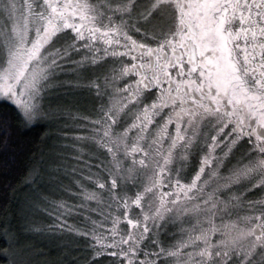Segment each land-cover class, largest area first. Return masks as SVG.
I'll return each mask as SVG.
<instances>
[{
	"label": "snow or ice",
	"instance_id": "obj_1",
	"mask_svg": "<svg viewBox=\"0 0 264 264\" xmlns=\"http://www.w3.org/2000/svg\"><path fill=\"white\" fill-rule=\"evenodd\" d=\"M0 21V97L25 127L71 117L48 100L78 86L59 77L114 58L111 79H89L99 103L59 137L110 156L89 199L106 191L119 215L88 264H264V198L246 195L264 189V0H0ZM167 227L185 238L162 245Z\"/></svg>",
	"mask_w": 264,
	"mask_h": 264
},
{
	"label": "rangeland",
	"instance_id": "obj_2",
	"mask_svg": "<svg viewBox=\"0 0 264 264\" xmlns=\"http://www.w3.org/2000/svg\"><path fill=\"white\" fill-rule=\"evenodd\" d=\"M24 2L25 0H17L18 4ZM92 54H95V49L92 50ZM86 55H88L87 52L81 51L72 59L80 60ZM113 67V59L110 56L107 58L101 56L97 65L90 66L89 73L77 72V76H87V79H77V76L72 75L59 77L60 81L71 82L73 85H78L77 87L68 90L58 88L49 96L48 100L52 105L70 109L71 117L65 112L62 118V114L57 112L55 118L37 122L45 126L51 141H49L48 149L40 152L39 162L35 166L36 173L33 181L35 184L31 185L21 205L22 212L27 213L25 219L23 218L26 221L22 228L27 235L28 243L20 252L18 239L11 238L12 245L9 244L7 252L8 257L13 260L10 264H21V261H27V264H86L92 256L88 245L93 242V235L101 237L105 244L112 243L106 235L112 228L111 218L118 216L119 212L114 210L115 206L112 205L106 191L100 199H89L91 193L98 191L97 184L103 182L100 162L107 163L110 156L103 149L93 148L91 144L84 148L80 144H74L72 140H62L59 137L62 135V128L80 126L74 123V117L88 116L93 105L99 103L94 92L88 87L89 79L94 80L96 76H99L103 83L106 76L111 79ZM69 71L72 70L69 69ZM115 99L119 101L120 97L116 96ZM0 101L11 103L2 97ZM249 188H251L250 185ZM254 190L248 192L252 194L250 196L252 200L264 198V189ZM53 201L57 204L55 208L52 206ZM109 205L112 206L109 207ZM93 210L99 213L98 216L89 215ZM78 212L83 217L75 215ZM93 221L96 222L95 230L88 237L81 236L80 231L92 229ZM122 221L123 217H121ZM61 223L64 224L63 229L59 227ZM126 227L123 228L121 223L118 225L121 234L125 233ZM160 236L159 241L164 239ZM172 241H175L172 244L180 243L178 236ZM38 243L42 246H36ZM79 244L82 247L78 246ZM80 248L84 250V254H88L87 257L82 253L79 254ZM145 249L155 251L150 242L145 244ZM102 260L103 264H118V259L110 255L96 258V264ZM167 264H173V262L169 261Z\"/></svg>",
	"mask_w": 264,
	"mask_h": 264
},
{
	"label": "trees",
	"instance_id": "obj_3",
	"mask_svg": "<svg viewBox=\"0 0 264 264\" xmlns=\"http://www.w3.org/2000/svg\"><path fill=\"white\" fill-rule=\"evenodd\" d=\"M0 121L7 126V131L0 128V264H10L13 260L7 252L11 238L18 239L20 252L28 243L22 228L27 213L22 212L21 205L27 191L35 184V166L39 162L40 152L48 149L51 139L42 123L23 126L15 106L7 101H0ZM95 212L93 210L89 215L98 216L99 213ZM75 215L83 217L79 212ZM36 246L42 245L38 243ZM78 246L82 247L80 244ZM78 252L85 257L88 255L84 254L82 248ZM99 262L103 264V260Z\"/></svg>",
	"mask_w": 264,
	"mask_h": 264
},
{
	"label": "flooded vegetation",
	"instance_id": "obj_4",
	"mask_svg": "<svg viewBox=\"0 0 264 264\" xmlns=\"http://www.w3.org/2000/svg\"><path fill=\"white\" fill-rule=\"evenodd\" d=\"M134 38H136V37H134ZM98 47H103V45H97ZM111 57V56H110ZM112 58V57H111ZM113 59V65L114 66H116L115 65V61H114V58H112ZM125 62H127V58H125ZM125 83H129L130 81H127V80H125L124 81ZM119 87H123V83H121V84H119ZM142 107V106H141ZM131 121H129V123H130ZM149 130L151 131V133L153 134V135H155V133H156V131H157V127L155 126V124L154 125H149ZM169 131L171 132V133H175V128H174V126H170L169 127ZM205 151H206V149H205ZM201 155H203V153H201ZM213 155L214 156H218V155H221V153L219 152V151H217V152H215V153H213ZM240 155H241V153H239V152H237L236 154H235V159H233L232 160V164H235L236 163V160L237 159H239L240 158ZM224 174H226V173H224ZM186 182V181H185ZM165 190H167V189H165ZM252 190V189H251ZM254 191H256V189L254 190ZM246 195H247V197H248V199H251V193H246ZM121 225L123 226V228H125L126 227V224L124 223V221H122L121 222ZM181 227H184V228H187V227H190V225H183V226H181ZM181 227L178 229V227H167L162 233H161V238H164V239H160L161 241V243L162 244H165V245H168V244H172V243H174L175 241H172V240H174V238L175 237H179V239H180V242L185 238L183 235H181ZM163 235V236H162Z\"/></svg>",
	"mask_w": 264,
	"mask_h": 264
}]
</instances>
